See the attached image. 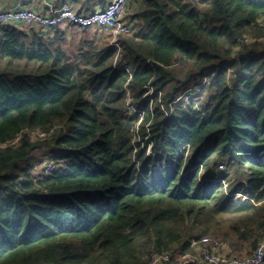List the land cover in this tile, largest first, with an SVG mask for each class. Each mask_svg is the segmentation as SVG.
<instances>
[{
  "label": "trees",
  "instance_id": "16d2710c",
  "mask_svg": "<svg viewBox=\"0 0 264 264\" xmlns=\"http://www.w3.org/2000/svg\"><path fill=\"white\" fill-rule=\"evenodd\" d=\"M130 3L138 31L120 50L88 29L69 53L63 30L0 27V264H148L206 236L243 256L262 241L264 0ZM190 88L203 98L176 103ZM43 148L52 168L33 175Z\"/></svg>",
  "mask_w": 264,
  "mask_h": 264
},
{
  "label": "built area",
  "instance_id": "2783aa9c",
  "mask_svg": "<svg viewBox=\"0 0 264 264\" xmlns=\"http://www.w3.org/2000/svg\"><path fill=\"white\" fill-rule=\"evenodd\" d=\"M53 1L55 0H40L41 4L45 6L46 12L22 6L6 10L0 7V27L17 24L26 30L38 31L42 35H53L59 29L63 31L65 29H88L97 35L106 36L109 44L118 50H120L119 37L133 35L138 31L136 24L126 18L130 0H107L103 8L95 9L90 13L76 12L68 1L62 2L60 6H53ZM120 68L117 67V69ZM207 81V79L204 80V86L208 83ZM125 90L127 94L126 109L129 114L139 113L129 103L130 94L126 86ZM201 97L200 88H190L178 98L176 103L194 102L197 104ZM45 135L44 132L38 133L39 138H43ZM47 168L50 170L52 164L49 163ZM233 196L247 199L242 194ZM148 264H264V229L262 241L252 253L247 255L231 254L226 245L206 236L191 241L190 250L183 254L173 250L159 255L152 253Z\"/></svg>",
  "mask_w": 264,
  "mask_h": 264
},
{
  "label": "crops",
  "instance_id": "0c3cea01",
  "mask_svg": "<svg viewBox=\"0 0 264 264\" xmlns=\"http://www.w3.org/2000/svg\"><path fill=\"white\" fill-rule=\"evenodd\" d=\"M64 1H68L73 9L78 13H90L95 9L103 8L107 0H55L52 2V5L60 6V4ZM18 6L35 9L39 12H46L45 6L41 4L40 0H0L1 9H13ZM134 9L130 10L133 12ZM64 32L66 33L67 40L74 43V38L71 34L73 35L75 33H72V30L68 29H65ZM94 34L95 32L88 31L87 36L88 38L93 39L95 36Z\"/></svg>",
  "mask_w": 264,
  "mask_h": 264
},
{
  "label": "rangeland",
  "instance_id": "374dc122",
  "mask_svg": "<svg viewBox=\"0 0 264 264\" xmlns=\"http://www.w3.org/2000/svg\"><path fill=\"white\" fill-rule=\"evenodd\" d=\"M129 3H130V1H129ZM130 4H129V6H130ZM130 15H132V11L131 10L128 11L127 16H126L127 19L131 20ZM72 33H75L73 35L71 34V36H73V38H74V42L75 43L68 41L66 43V45H65L66 46V50L69 53L71 52V49H74L78 44L80 45L81 39L83 38V34L80 31L72 30ZM94 35L97 36V33H95ZM86 37H87V35H86ZM202 98H203V96L201 97V99ZM28 134L30 135L32 140H36L37 137H38V133L28 132ZM2 147H4V146H0V148H2ZM51 152H53V150L51 148L38 149L35 152H33L32 158H31V163H30V164H32L34 166L33 175H37L38 172L44 167V165L46 167V170H48L47 166H48V164L50 162L49 156L51 155ZM220 174H222V173H219L218 176H220ZM233 179H234V176H233ZM226 184H227V182H226ZM237 193H240V192L237 191ZM238 198L241 199L242 197H238ZM215 240H218L219 242L222 243V241L219 240V239H215ZM173 248L175 249V246H173ZM144 250L146 251V247L143 249V251ZM171 250H173V249H171Z\"/></svg>",
  "mask_w": 264,
  "mask_h": 264
},
{
  "label": "clouds",
  "instance_id": "9594fccd",
  "mask_svg": "<svg viewBox=\"0 0 264 264\" xmlns=\"http://www.w3.org/2000/svg\"><path fill=\"white\" fill-rule=\"evenodd\" d=\"M240 193H234L233 195H235V194H242L243 195V193L241 192V191H239ZM244 196V195H243ZM235 197V196H234ZM246 197V196H245ZM237 198V197H236ZM239 199V198H238ZM244 200H246V199H244Z\"/></svg>",
  "mask_w": 264,
  "mask_h": 264
}]
</instances>
